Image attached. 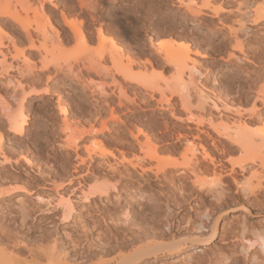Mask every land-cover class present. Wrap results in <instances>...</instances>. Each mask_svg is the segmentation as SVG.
Returning a JSON list of instances; mask_svg holds the SVG:
<instances>
[{
	"label": "rangeland",
	"instance_id": "obj_1",
	"mask_svg": "<svg viewBox=\"0 0 264 264\" xmlns=\"http://www.w3.org/2000/svg\"><path fill=\"white\" fill-rule=\"evenodd\" d=\"M241 1L117 0L108 5L102 2L104 27L135 60L132 71L140 72L137 82L117 78L122 81L129 99L137 93L134 108L141 110V114L128 119L126 110L116 107L119 121H112L109 108L100 97L101 78L93 75L89 78L94 84L84 89L81 81L70 82L68 76L63 78V85L61 82L48 84L45 74L40 75L39 83L25 86V92L45 87L52 91L59 86L62 88L59 96L47 93L41 95L42 99L36 97L28 102V124L22 137H11L12 133L5 131L7 124L0 109L3 134L0 245L10 247L19 240L44 249L56 245L57 250L70 258L76 257L79 264H97L148 251L151 252L142 263L133 260L134 264H264V253L256 244L244 250L246 239L253 241L258 234L264 233V166L258 164V151L240 149L227 137L215 133L206 122L211 118L214 124L223 121L230 124L240 119L253 137L264 134V103L261 100L264 96V19L252 21L257 11L264 12V0H248L245 4ZM0 2L6 3L5 0ZM29 2L35 4V0ZM10 3L21 13L18 1ZM45 5L47 7L48 3ZM218 8L220 14L215 16L212 9ZM241 22L244 29H240ZM5 26L0 34L4 44H9L10 39H16L20 33L11 29L9 22ZM161 41L171 45L161 48ZM178 43L190 50L189 60L181 73L161 58L166 49L171 52ZM19 44L27 58L36 60L35 54L26 49V43ZM64 49L62 59L59 55L54 57L71 61L83 54V48L75 41ZM191 59L195 60L198 73L190 77ZM9 73L18 77L15 71ZM107 81L109 79L103 80ZM13 86V83L0 82V96L13 101L10 96ZM149 88L164 90L165 96L161 98L158 92L152 91L154 98H150ZM180 88L184 91V103L178 95L170 96V91ZM106 91L110 92L107 88ZM58 97L68 108L66 116L56 108ZM139 98H144L145 102ZM159 98L161 103L157 101ZM95 100L103 109L93 121L91 105ZM212 101L222 110L213 108ZM113 102H116L115 96ZM48 119L52 120V125L41 124ZM199 119L202 121L198 122ZM100 121L106 122V131L95 130L83 135L77 152L66 148L70 131L88 128L89 122L98 128ZM127 127L134 131L140 128L147 135L149 150L154 147L162 162L170 163L167 167L174 169L171 177L155 178L148 173L139 178L132 170L134 179L127 180L130 188L126 189L125 179L123 183L117 182L118 176L106 169L104 172L91 167L97 162L87 159L79 164L80 157H85L82 144L90 143L92 138L104 140L101 145L92 146L95 154L99 148L112 150L117 157L120 154L116 149L126 152L129 158L132 154H140ZM117 132L126 134L107 138ZM185 139L196 147L194 172L188 171V158L183 157ZM202 148L210 153L211 160L202 157ZM95 154H92L94 159L99 161L100 157ZM21 156L29 158L30 164L24 163ZM108 159L113 162L112 158ZM239 165H244L245 169L241 170ZM75 167L81 169L83 180L72 178ZM69 178L73 184H67ZM78 180L85 192H93L100 186L107 188L109 195L96 192L84 201L82 195H78L79 189L72 191ZM59 185L64 186L59 192L70 196L73 204L69 218L59 207L55 188ZM111 186H117L119 192H113ZM36 194L47 197L48 203H37L33 199ZM151 199L153 203L149 205ZM25 213L29 216H24ZM31 217L35 219L33 226L29 225ZM199 224L202 225L200 229ZM28 227L31 228L27 230ZM214 227L216 232L211 243L193 245L190 241L205 238ZM184 239L187 242L173 254L158 248L178 244ZM98 246L104 249L99 250Z\"/></svg>",
	"mask_w": 264,
	"mask_h": 264
},
{
	"label": "bare ground",
	"instance_id": "obj_2",
	"mask_svg": "<svg viewBox=\"0 0 264 264\" xmlns=\"http://www.w3.org/2000/svg\"><path fill=\"white\" fill-rule=\"evenodd\" d=\"M5 1V5L3 2H0V33L4 31V28H6L5 24L8 22L11 29H17V31L20 33V36H17L16 39L13 38V40L11 38L12 40L10 39L9 44H4V40L2 38L3 36L0 34V82L14 84L12 94L10 95L13 101L5 100L0 96V109L2 111V117L7 124L5 131L7 133H12L11 137H22L25 134V125L28 124L26 121V111L30 109L28 102H30L32 98L37 97L42 99L41 95L47 93L57 94L58 96L61 94V86H59V89L53 91L51 88L45 87L43 90L33 89L25 92V86H31L39 83L41 80V74H45V82L56 85L59 82L62 84L63 78L68 76L70 82L75 83V81H81L83 89L89 87L90 84H94L92 82L93 80L89 78L90 76H98L101 78V81L99 82L100 84L98 85L100 89V97L102 102H104V104L109 108L110 119L112 121H119V117L115 115L116 107L126 110V113H128V119L134 118L135 116L141 114V110L137 111L134 108V105H137L135 102L137 93L134 92V97L129 99L126 94V89L122 84V81H138V75L140 72L134 73L132 71L134 66H136V62L129 54L125 52L122 45L113 36H110V34L107 32L108 30L104 27L105 23L101 18L105 7L102 2H105L108 5L110 2L117 0H75L76 4L73 3V0H35V4L29 2V0H15L19 2L18 4L21 13L14 7L12 8V5L10 6L11 0H8L10 4H8L7 0ZM46 2L48 3L47 7L45 5ZM246 2H248V0H242L241 4H245ZM8 6H10L13 10ZM212 11L216 16L220 12V8L212 9ZM190 12L199 13V11L194 10H190ZM263 17L264 12L259 10V12L257 11L255 13L252 21L253 23L256 21L258 22V20L264 19ZM239 26H241L240 29H244L242 22ZM72 41H75L77 45L83 48V54L81 56L79 55L73 57L71 61L56 59L54 55H59V57L62 59L61 54L64 53L65 46L70 44ZM163 42H166V44ZM163 42V44L161 43L160 45L161 48L162 46L169 48V45H171H168L167 41ZM19 43H26V49L30 52V54H35L36 60H30L27 58L24 54V49ZM3 49H5V51ZM167 50L168 49H166L165 53L161 55V58L167 62V64L171 65L177 73H181L186 67V62L189 60V48L184 44L178 43L177 46L173 48V51L169 52ZM191 62L192 64L190 65L189 71L190 77L193 73H198L195 60L191 59ZM11 71L17 72L16 75H18L19 78L27 81L23 82V80H20L18 77L10 75L11 73L9 72ZM117 77H121L122 81L118 80ZM1 78H4V80H1ZM104 79H109V81L103 82ZM143 86L146 85L143 84ZM106 88L110 92H107ZM182 89L183 88L170 91V96L178 95L182 101V98L185 97L183 93L184 91L182 92ZM149 90L151 92H147V94L150 98H154L152 91L158 92L161 98L165 96L164 90L154 88H149ZM113 96H115L116 102H113ZM161 98L157 100L158 103L162 102ZM143 99L144 98L141 99L142 102H145ZM261 100L263 104V95ZM166 101H168V99H166ZM212 103L213 108L222 110V108L214 101H212ZM49 104L51 103H48V105ZM56 105L58 112L66 116L68 108L61 104L59 97L57 98ZM91 106L93 108L92 120L96 121L98 115L103 109V106L100 105L97 100H95ZM138 108H141L140 104H138ZM252 114H254V112ZM201 121L202 119L198 120V122ZM206 122L211 127H213L215 133L227 137L240 149H256L258 151L256 156L258 164L261 167L264 166V134L259 135L258 138L253 137L244 129V123L240 119H236L230 124L227 121L214 124L211 118H208ZM122 123H124V121H122ZM41 124L52 125L53 122L52 120L48 119L46 121H42ZM65 125L70 130L69 124L66 123ZM163 126L164 129H167L165 123ZM87 127L88 128L81 129L78 132H74L73 130L69 132V138L67 141L68 143L66 144V148L68 150L77 152L79 148V141L82 139L83 135L91 134L95 130L99 132H104L107 130L105 121H100L98 128L93 122H89ZM126 129L129 133V136L135 141V146L137 147V150L140 152V154L131 153L132 158H129L130 156L128 157L126 152L116 149L120 154V156L117 157L114 151L106 149L100 150V148L98 154H95L92 146L101 145L104 140H95L92 138L90 143L82 144L85 157H80L79 164H83L87 159H89V161L92 163L97 162L91 167L97 168L101 171L104 170V172L108 171L116 177L118 176L117 182H122L124 179L126 181L132 178L134 179V177H132L133 171L138 173L139 178H144V176L148 173H152L155 178L158 176H162L164 178L171 177V174L173 172L175 173L171 166H169V168L167 167L170 165V163L162 162L157 154V150L154 147L149 150V138L147 135L143 134L140 128H137L136 131L129 127ZM125 134L126 133L124 132H117V134L114 135L109 134L107 138H120L124 137ZM140 135H142L143 138L140 139ZM2 137L3 134L0 131V151L2 147ZM185 140L186 147L184 149L183 157L188 158V171L194 172V167L192 164L194 163L193 159H195L196 147L192 141H189L188 139ZM92 154H95L98 158L100 157V160L96 161ZM200 154H202L203 158H209L211 160L210 153L207 152L205 148H202ZM109 157L113 159L112 163L108 159ZM21 159L24 163L28 165L30 164V160L26 156H21ZM239 168L241 170L245 169L244 165H239ZM105 169L107 171H105ZM80 170L81 169L78 167H75L73 169L72 178H82ZM231 170H233V168ZM95 177H99V172L95 174ZM72 178H69L67 184L74 183ZM130 181H127V184H124L126 189L130 188V185L128 184ZM81 183L82 182H80V180L76 181V185H74L75 187L72 188V191L79 189L78 195H82L84 201H87L88 198L93 196L96 192L105 196L109 195V190L100 186L94 188L93 192L91 190L89 192H85L81 188ZM43 187V189H48V186ZM116 187H112L113 192H119L118 188ZM55 188L57 189L56 191L58 192L59 196V207H62L63 215L66 218H69L72 215L73 210V204L70 200V196H63L59 192L64 188V186L62 187L59 185L55 186ZM249 190L251 191L252 189L249 188ZM33 199L39 204L48 203V198L42 194H36ZM152 203L153 199H151L149 205ZM24 216L27 217L29 215L25 213ZM34 220V217H31L29 224L30 226L34 225ZM164 227H166V225ZM30 228L31 227H28L27 230ZM200 228H202L201 224H199V229ZM215 232L216 229L214 227L210 234L205 238H193L190 241L193 242V245L211 243V241L214 239ZM186 242V239H184V241L179 242L178 244L175 243V245L172 244L170 246L161 245L158 248L165 249L169 254H173L181 246H183V243ZM245 242L248 244L247 245L245 243L246 245H244L245 251L252 244H256L260 251L264 253V233L258 234L253 241L246 239ZM27 243L28 242L19 240L17 243H15V245H10V247L9 245H0V264H79L77 259H75L76 257L70 258L66 255V253L57 250L55 248L56 245H53L52 248L44 249L41 247H33ZM98 248L99 250L104 249L99 246ZM54 249L55 251H53ZM150 252L151 251L143 252L139 255L137 254L138 256L131 255L128 257L114 258L108 261L99 262L97 264H134L133 260L137 261V263H142L143 259H145ZM76 254V256L80 255L79 252Z\"/></svg>",
	"mask_w": 264,
	"mask_h": 264
}]
</instances>
